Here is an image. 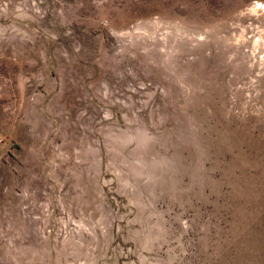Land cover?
<instances>
[{"label":"rangeland","instance_id":"rangeland-1","mask_svg":"<svg viewBox=\"0 0 264 264\" xmlns=\"http://www.w3.org/2000/svg\"><path fill=\"white\" fill-rule=\"evenodd\" d=\"M0 264H264V0H0Z\"/></svg>","mask_w":264,"mask_h":264}]
</instances>
